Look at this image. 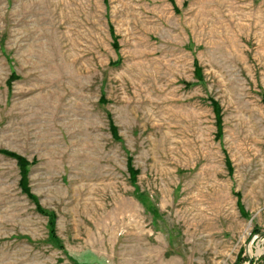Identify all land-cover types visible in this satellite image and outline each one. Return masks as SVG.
<instances>
[{
    "label": "rangeland",
    "instance_id": "obj_1",
    "mask_svg": "<svg viewBox=\"0 0 264 264\" xmlns=\"http://www.w3.org/2000/svg\"><path fill=\"white\" fill-rule=\"evenodd\" d=\"M0 264H264V0H0Z\"/></svg>",
    "mask_w": 264,
    "mask_h": 264
},
{
    "label": "trees",
    "instance_id": "obj_2",
    "mask_svg": "<svg viewBox=\"0 0 264 264\" xmlns=\"http://www.w3.org/2000/svg\"><path fill=\"white\" fill-rule=\"evenodd\" d=\"M6 153V152H5ZM23 168H24V166H23Z\"/></svg>",
    "mask_w": 264,
    "mask_h": 264
}]
</instances>
